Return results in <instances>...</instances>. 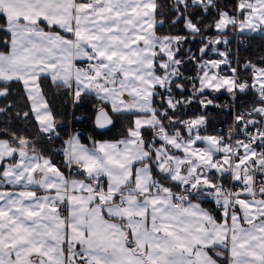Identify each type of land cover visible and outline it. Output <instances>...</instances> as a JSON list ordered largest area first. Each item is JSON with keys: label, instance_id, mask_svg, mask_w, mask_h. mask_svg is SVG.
<instances>
[{"label": "snow or ice", "instance_id": "snow-or-ice-1", "mask_svg": "<svg viewBox=\"0 0 264 264\" xmlns=\"http://www.w3.org/2000/svg\"><path fill=\"white\" fill-rule=\"evenodd\" d=\"M158 7L156 0H0V31L7 33L0 81L22 83L41 132L51 136L57 128L40 85L45 75L68 88L74 81L75 101L95 93L112 112L135 117L124 139L93 141L91 148L75 135L65 141L67 165L80 169L88 182L66 177L26 136L3 130L9 138H0V264H222L219 258L226 264H264V180L258 192L256 185V175L264 176V127H257L264 125V67L250 65L249 84L235 68L231 76L210 71L227 63L224 52L225 59L200 64V86L193 95L226 89L235 96L251 88L259 98L233 117L234 124L243 125L239 131L246 140L233 144L222 136L201 135L203 115L182 120L168 114L190 104L191 96L176 99L156 91L159 86L171 93L173 78L182 75L183 61L172 46L185 39L156 35ZM190 8L205 13L216 8L218 18L203 27L220 32L229 25L240 31L264 26V0H238L242 20L215 0H175L173 9L184 27L199 35L202 21H194ZM220 41L210 38L211 44ZM160 53L167 59H159ZM80 59L87 67H77L74 61ZM8 93V87H0V97ZM157 95L165 108L154 106ZM199 103L207 107L213 101ZM22 115L27 118L29 112ZM112 123L106 108L97 107L95 124ZM177 124L187 137L179 128L169 131ZM144 128L162 143L146 141ZM197 141L205 147H196ZM217 153L221 159L214 158ZM211 170L221 179L213 180ZM228 174L243 187L226 189L222 177ZM162 180L175 182L181 191ZM201 197L220 205V220L196 202ZM65 204L67 216L62 215Z\"/></svg>", "mask_w": 264, "mask_h": 264}, {"label": "trees", "instance_id": "trees-1", "mask_svg": "<svg viewBox=\"0 0 264 264\" xmlns=\"http://www.w3.org/2000/svg\"><path fill=\"white\" fill-rule=\"evenodd\" d=\"M159 5L156 14V35L163 36H182L185 37L180 42V50L176 53V58L181 59L183 63L179 66L182 75L179 78H173L171 85L172 92L168 93L165 89L156 87L157 93L167 97L169 94L176 99L192 97L190 104H181L178 109L173 111L168 110V114L176 118L186 120L194 118L198 115H203L206 118V123L199 129V132L203 135H215L217 134L216 125L219 122H224L228 118V111L225 109V102L227 95L223 91H213L205 89L203 93H196L193 95L196 88H198L197 78L201 71L200 64L207 58H217L220 55L218 50H224L226 53L227 63L223 66L229 65V63L236 57V61H247L257 67H264V30L251 31L237 30L236 33L242 38L239 45H235L233 39L230 37L227 39V43L220 41L217 44H211L210 38L215 35L223 34L227 35L229 28L220 32L214 27L204 28V25H210L218 18L217 9L211 8L207 13L202 9H189L190 12L194 11L195 15L192 17L199 21H202L201 30L202 34L195 35L189 32L184 27V20L177 16V13L173 9L175 0H156ZM237 0H215V3L226 11L229 15L233 16L235 13H240L236 10L235 5ZM242 18V17H241ZM175 21V22H173ZM7 35L4 31H0V50H5L7 46L4 44V38ZM186 36H191L190 39H186ZM207 45L204 53L200 52V48ZM177 45L175 44V47ZM214 48L216 51H212ZM158 51V49H157ZM162 53L159 54V59H164ZM195 57V59H193ZM159 60L157 61L158 73L162 71L158 67ZM221 67V68H222ZM247 76L246 71L239 70L237 77L241 80L242 77ZM181 83L184 85L183 90L177 89L175 85ZM41 89L47 100L49 107L51 108L53 115L58 123L56 133L52 139H46L45 134H42L39 127L31 113V109L28 105L25 92L22 85L18 81L5 82L0 81V87H8L9 93L6 97H0V108L4 109L0 112V138H9L3 134L4 129H8L9 132H15L18 135L26 136L30 141L34 143V146L40 154L51 159V161L59 167L62 171H66V163L63 156L59 151V147L63 144L64 140L68 138L70 132L77 131L80 135L82 142L90 144L96 140L104 139H118L127 136V129L133 126V114L132 113H114L110 112L113 118L112 127L103 133L97 132L93 127V116L97 107H106L104 103L97 102L93 93L82 94V98L79 101H71L70 88L63 86L59 82H52L48 76H43L40 81ZM201 99H211L212 105L202 107L199 101ZM236 102L240 106L251 108L258 102V96L255 91L248 89L244 93L237 91L235 95ZM154 106L158 109L166 107V104L161 102V96L157 95L154 100ZM28 111L29 116L23 117V112ZM19 113V115H18ZM167 125V120H164ZM179 128L182 135L185 136L186 132L182 125L177 124L174 128H169V131H173ZM58 133V134H57ZM142 135L146 141L151 140L150 128L143 129ZM32 145H30L31 147ZM72 170V169H71ZM70 170V175H78L74 171ZM153 173L157 179H161L162 174H159L155 166H153ZM228 176L222 177L223 184L228 181ZM221 179L218 174L215 175V179ZM166 186L172 187L174 190L180 189L177 185L170 183L167 180H162Z\"/></svg>", "mask_w": 264, "mask_h": 264}, {"label": "built area", "instance_id": "built-area-1", "mask_svg": "<svg viewBox=\"0 0 264 264\" xmlns=\"http://www.w3.org/2000/svg\"><path fill=\"white\" fill-rule=\"evenodd\" d=\"M235 28L236 29L230 30V37L233 39L235 45H239L241 43V39L242 38L236 33V31L238 30L237 26H235ZM86 63L88 64L87 60H86ZM250 65H252V64H250L247 61H236V57H234L233 60L229 63V65L223 66L221 68V72L224 73V74L232 75L231 69L235 68L237 70L236 71V75H237V72L239 70L246 71L247 72V76L242 77L241 81L247 80L248 83L251 84L252 68L250 67ZM249 89H251V88H249ZM251 90H253V89H251ZM220 91H223V90H220ZM253 91H255V90H253ZM223 92H225V94L227 95V100H226V102L224 104H225V107H227L225 109L228 111V118H226V120L224 122H219L216 125V130H217L216 136L224 137L225 143H233L234 144L235 141L238 140V139L246 140L247 137L243 133H241L239 131V128L242 127L243 125L234 124L233 117H234V115L236 113L248 110L250 108H246L244 106H240L236 102L235 96L231 95L228 91H223ZM255 118L259 119L258 116L255 117ZM257 127H264V125H258ZM230 129H233V131L231 133L229 132ZM248 130L250 132L254 133L256 131V128L250 126ZM45 138L46 139H52L53 135L51 134V136H50L49 134H45ZM258 144H259V141H257V145ZM257 150L258 151L260 150L259 147H257ZM242 151L243 150L241 149V152ZM216 159H221V154L217 155ZM228 175L230 176V174H228ZM261 180H264V176H261L260 174H257L256 175L257 192L259 190V186H260ZM102 182H104L106 184L105 178H103ZM224 187L226 189L239 190L240 188L243 187V185L241 183H239V182L232 181L231 180V176H230V181L227 182L226 184H224ZM205 198H207L209 200H213V198H211V197H205ZM62 209H63L62 212H64L65 208L62 207ZM212 209H213V212H222V208L220 207V205H218L216 203H214Z\"/></svg>", "mask_w": 264, "mask_h": 264}, {"label": "crops", "instance_id": "crops-1", "mask_svg": "<svg viewBox=\"0 0 264 264\" xmlns=\"http://www.w3.org/2000/svg\"><path fill=\"white\" fill-rule=\"evenodd\" d=\"M0 51H7V48L5 49V50H0ZM74 63L77 65V67H87V63H86V59H80V60H76V61H74ZM45 76H47V75H45ZM49 78H50V80L52 81V79H51V77L50 76H48ZM53 82V81H52ZM21 85H22V83H21ZM22 88H23V85H22ZM24 90V89H23ZM74 90H75V82L73 81V87L72 88H70V94H71V101L72 102H74L75 100H74V96H73V93H74ZM221 90H223L224 91V89H221ZM25 92V91H24ZM94 95H95V93H93ZM25 95H26V93H25ZM45 97V96H44ZM95 97H96V101L97 102H101V103H104L105 105H106V108H107V110L109 111V112H112V110L110 109L111 107H110V105H109V103L108 102H105V101H101V100H99L98 99V97L95 95ZM26 99H27V95H26ZM27 101H28V105H29V107H30V109H31V103H30V101L27 99ZM33 115V114H32ZM33 117H34V115H33ZM35 119V118H34ZM36 121V120H35ZM37 123V122H36ZM38 125V124H37ZM57 125H58V123H57ZM39 127V126H38ZM40 130V129H39ZM40 132H41V130H40ZM42 134H45V133H43V132H41ZM53 136H54V133L52 134ZM73 135H75V136H77L79 139H80V135H79V133L77 132V131H72V132H70V134H69V136H68V138L67 139H65L64 140V142H63V144L59 147V151H60V153H61V155L63 156V158H64V161H65V157H64V149H65V147H67V145L65 144V141H67L71 136H73ZM127 137V136H126ZM126 137H122V138H118V139H113V140H111V139H104V140H96V141H100V142H103V141H118V140H121V139H124V138H126ZM80 141H81V139H80ZM81 143H83V144H85L86 146H88L89 148H91V147H93V142H91L90 144H86V143H84V142H82L81 141ZM196 147H200V148H203V147H205V145H204V143L202 142V141H197V143H196ZM176 152H181V151H179V150H176ZM182 153V152H181ZM217 155H220V153H217L216 155H215V159H216V156ZM46 157V156H45ZM8 162H13L14 163V161H12V160H6V161H4L3 163H8ZM65 163H66V161H65ZM59 168V167H58ZM72 169V170H71ZM0 170H2V164H0ZM61 170V169H60ZM70 170L71 171H74V172H76V173H79L78 175H75L74 176V174L73 175H70ZM157 170V169H156ZM62 171V170H61ZM158 171V170H157ZM64 174H65V176L66 177H69V178H75V179H85L86 180V182H88L87 181V178H86V176L81 172V170L80 169H78L76 166H73L72 168H69V166L67 165V163H66V171H62ZM216 174H218V173H216V171L215 170H211L210 171V173H209V175L211 176V178L214 180L215 179V175ZM219 175V174H218ZM229 178H228V181L227 182H229L230 181V176L229 175H227ZM105 180H106V178H105ZM168 181V180H167ZM170 183H173V184H175V182H171V181H169ZM226 182V183H227ZM176 185V184H175ZM5 187H15V186H5ZM173 191H175V192H179V191H181V189H178V190H173ZM38 192H39V194H43V192L41 191V190H38ZM242 198H249L250 199V197H247V196H243ZM196 202H198V203H200L201 204V206L203 207V208H205V209H207V210H209L218 220H220L221 218H222V216H221V213L222 212H213V209H212V207H213V205H214V203H216L215 202V200L213 199V200H209V199H207V198H205V197H201V198H199ZM62 207H64L65 208V211L64 212H62V215H64V216H67V206H66V204L65 205H62ZM237 211H239V209L237 208ZM105 216H106V213H105ZM221 261H222V264H226V261L224 260V258H219Z\"/></svg>", "mask_w": 264, "mask_h": 264}, {"label": "rangeland", "instance_id": "rangeland-1", "mask_svg": "<svg viewBox=\"0 0 264 264\" xmlns=\"http://www.w3.org/2000/svg\"><path fill=\"white\" fill-rule=\"evenodd\" d=\"M189 3H190V0H189ZM237 3H238V1H237ZM237 3H236V5H235V11H236V6H237ZM181 8H182V6H181ZM191 9V8H190ZM239 14H237V13H235L233 16H236V17H238L239 19H243V16H238ZM241 15V14H240ZM242 17V18H241ZM237 28H238V26H237ZM233 29H236L235 28V26H233V25H231L230 26V28H229V31H228V33H227V35H223V34H218V35H215V36H213L212 38L214 39L215 37H217V36H219V37H221V41H223V39H228L229 37H230V30H233ZM238 30H239V28H238ZM245 30H248V29H245ZM258 30H264V26H262V29H258ZM258 30H256V31H258ZM190 37L191 36H186V39H190ZM231 38V37H230ZM232 39V38H231ZM177 46L175 47V43H173V50H174V52H176L177 53V51H179L180 50V43L179 44H176ZM214 45V44H213ZM214 48H212V51H214L213 50ZM216 51V50H215ZM219 52H224L225 53V51L224 50H218ZM226 54V53H225ZM165 60L167 59V57H165L164 58ZM178 59V58H177ZM222 59H225V57H222V56H220L219 55V57H217V58H207L206 60H204V62H206V61H209V60H222ZM228 61V60H227ZM221 67H222V64L220 65V67L219 68H217V69H211L210 71L211 72H216V73H219V75H222V76H231V75H229V74H224V73H222L221 72ZM158 74H162V72L161 73H158ZM199 75H202V72L200 71L199 72V74H198V76ZM198 79V78H197ZM197 84H198V87L200 86V82H199V79L197 80V82H196ZM208 90H211V89H208ZM224 91H227L226 89H224ZM183 97H181V99H182ZM124 99H128V96L125 94V97H124ZM109 105H110V107H111V104L109 103ZM111 109V108H110ZM134 115H133V120H134ZM144 129H146V128H144ZM176 130V129H175ZM175 130H173V131H175ZM150 131H151V140H149L148 142H150V143H155L157 146H159V144L160 143H162V141H159V139L158 138H155L154 137V135H153V131H152V129H150ZM185 132H186V134H185V137H187L188 136V132L185 130ZM193 134H195V133H193ZM201 134V133H200ZM201 135H203V133L201 134ZM173 151V153L174 154H176V155H183V153H181V152H176V150L175 149H173L172 150Z\"/></svg>", "mask_w": 264, "mask_h": 264}, {"label": "water", "instance_id": "water-1", "mask_svg": "<svg viewBox=\"0 0 264 264\" xmlns=\"http://www.w3.org/2000/svg\"><path fill=\"white\" fill-rule=\"evenodd\" d=\"M106 108V107H105ZM106 110H107V108H106ZM108 111V110H107ZM109 112V111H108ZM109 115L111 116V114H110V112H109ZM95 116H96V112H95V114H94V116H93V119H92V122H93V127H94V129L97 131V132H99V133H103V132H106V131H108L111 127H112V124L111 125H107L106 127H104V128H100V127H98L96 124H95ZM111 118H112V116H111ZM112 120H113V118H112Z\"/></svg>", "mask_w": 264, "mask_h": 264}]
</instances>
